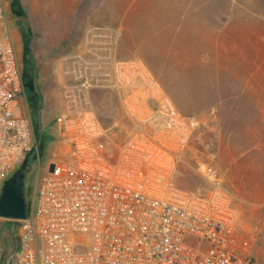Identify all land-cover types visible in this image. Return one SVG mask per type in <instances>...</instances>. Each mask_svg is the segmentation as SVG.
<instances>
[{
  "label": "built area",
  "instance_id": "1",
  "mask_svg": "<svg viewBox=\"0 0 264 264\" xmlns=\"http://www.w3.org/2000/svg\"><path fill=\"white\" fill-rule=\"evenodd\" d=\"M4 15L0 0V23ZM88 53L96 55L69 57L58 155L38 177L31 211L15 220L12 264H259L237 246L235 197L216 170L204 173L214 185L207 193L176 184L178 152L195 122L158 118L166 97L141 61ZM99 89L118 95L130 124H102L93 101ZM23 90L15 45L0 37V191L14 170L9 150L37 148L31 119L16 114Z\"/></svg>",
  "mask_w": 264,
  "mask_h": 264
},
{
  "label": "crops",
  "instance_id": "2",
  "mask_svg": "<svg viewBox=\"0 0 264 264\" xmlns=\"http://www.w3.org/2000/svg\"><path fill=\"white\" fill-rule=\"evenodd\" d=\"M123 9L130 55L185 115L214 122L237 246L264 264V0H132Z\"/></svg>",
  "mask_w": 264,
  "mask_h": 264
},
{
  "label": "rangeland",
  "instance_id": "3",
  "mask_svg": "<svg viewBox=\"0 0 264 264\" xmlns=\"http://www.w3.org/2000/svg\"><path fill=\"white\" fill-rule=\"evenodd\" d=\"M13 1L3 0L5 15L0 23V37L13 41L23 78L26 66L32 67L34 72V91L30 93L24 87L22 94L17 95L19 106L16 114L30 117L34 136L36 133L41 135L40 140L35 136L37 148L29 155L20 148L17 155L9 150V160L14 166L11 176L23 171V188L29 213L38 177L43 174L46 163L58 155L60 144L56 117L62 107L61 93L65 83L69 81L64 73L71 65L69 57L93 51L110 62L140 60L130 55V51L122 44L125 34L120 15L132 0H18L19 7ZM92 1L94 7L91 5ZM46 2L47 8L43 7ZM17 8L24 15L22 19L17 18L14 12ZM20 21L28 28L29 36L26 38L21 33ZM25 39H28V44ZM25 48L29 50L27 56H24ZM96 55L88 53L87 57L91 59ZM163 91L166 104L157 106L158 118L163 123L174 124L173 117L177 115L195 122L186 138L187 143L178 152L176 184L187 191L207 193L214 187L204 175L210 168L217 171L225 186L222 173L216 165L217 137L212 127L214 122L203 121L195 115H185L169 98L167 91ZM172 93L178 99L182 98L181 91L175 90ZM93 101L97 115L105 127L115 123L119 127L130 124L124 117L115 92L95 90ZM2 191L3 189L0 195ZM3 223L5 228L1 236L0 264H9L4 249L12 245L19 246V225L6 224L5 221Z\"/></svg>",
  "mask_w": 264,
  "mask_h": 264
},
{
  "label": "water",
  "instance_id": "4",
  "mask_svg": "<svg viewBox=\"0 0 264 264\" xmlns=\"http://www.w3.org/2000/svg\"><path fill=\"white\" fill-rule=\"evenodd\" d=\"M27 205L23 197V171L12 176L0 195V217L4 219H24Z\"/></svg>",
  "mask_w": 264,
  "mask_h": 264
},
{
  "label": "trees",
  "instance_id": "5",
  "mask_svg": "<svg viewBox=\"0 0 264 264\" xmlns=\"http://www.w3.org/2000/svg\"><path fill=\"white\" fill-rule=\"evenodd\" d=\"M13 3L15 4V5H17L18 7L20 6V3L18 2V0H14L13 1ZM15 14H16V16H17V18H19V19H22L23 17H24V15H23V13H22V11H21V9L20 8H17L15 11ZM19 27H20V29H21V33H22V35H23V38H26L27 36H29V33H28V28L26 27V25H25V23L23 22H21L20 21V24H19ZM25 42H26V44H28L29 43V41H28V39H25ZM29 53V50H28V48H25V53H24V56H27V54ZM28 65V64H27ZM34 72H33V69H32V67H28V66H26V70H25V72H24V76H25V78H27V79H25V78H23V76H22V78H23V83H24V87H27L28 88V90H29V92L31 93V92H33L34 91ZM30 118V117H29ZM31 119V118H30ZM99 119H100V117H99ZM101 120V119H100ZM31 122H32V120H31ZM101 122H102V120H101ZM103 124V123H102ZM36 138H38L39 140L41 139V135L40 134H38V133H36ZM21 171V170H20ZM15 175V174H14ZM13 175V176H14ZM12 177V176H11ZM10 177V178H11ZM9 178V179H10ZM8 179V180H9ZM7 180V181H8ZM24 185V184H23ZM181 188V187H180ZM23 197H24V199H25V202H26V196H25V190H24V188H23ZM27 205V204H26ZM27 212H28V209H27ZM2 220H4L5 222H6V224H10V223H16V221L14 220V219H2ZM1 220V221H2ZM0 221V231H1V236H2V230H4V224L5 223H3V222H1ZM2 224V225H1ZM15 237V236H14ZM2 248V244H1V237H0V249ZM17 250H18V246L16 245V247L14 246V245H12V246H10V247H8V248H5L4 249V252H5V254H7L8 255V263L9 264H12V262H11V259L13 258V256H14V254L17 252Z\"/></svg>",
  "mask_w": 264,
  "mask_h": 264
}]
</instances>
